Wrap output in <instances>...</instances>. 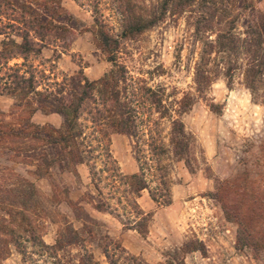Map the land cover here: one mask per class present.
<instances>
[{
  "label": "rangeland",
  "instance_id": "obj_1",
  "mask_svg": "<svg viewBox=\"0 0 264 264\" xmlns=\"http://www.w3.org/2000/svg\"><path fill=\"white\" fill-rule=\"evenodd\" d=\"M60 1L67 14L75 19L77 28L67 36L65 44L60 42L56 48L43 49L41 55L32 59L49 77L50 81L44 80L43 84L52 87L53 83L77 76L80 71L90 81L110 74L115 67L98 40V32L104 30L119 41L117 63L126 68L127 81L121 83L118 90L123 102H129L134 110L139 136L132 138L108 128V138L100 144L96 138H102V134L98 129L93 131L92 124L84 117L82 122L88 125L87 141L96 148L94 161L79 165L77 174L53 170L50 178L36 180V169L26 155L30 153L28 147L40 144L29 138L5 135V140L1 141L5 149L0 145V247H7L9 253L1 264H79L85 254L81 247L68 246L54 254L24 241L21 248H17L8 232L14 228L25 233L26 228L33 227L46 245L54 246L68 226L84 231L90 227L96 231L95 224L76 218L78 214L68 204L69 200L78 202L85 213L104 224L97 237L85 236L86 248L101 264H107L101 248L105 235L144 264L173 263L171 255L187 244L191 250L178 254L184 264H264L263 254L255 256L252 249L238 246V225L227 220L221 201L214 198L215 193L221 192L232 214L245 213L248 202L255 200L264 207V88L259 89L260 99L254 101L243 85L244 60L238 63L240 68L235 72L232 89L223 74L203 93L198 91L194 81L196 67L202 63L208 48L206 45L215 44L220 34L228 32L232 21H235L232 33L244 39L247 27L262 21L264 0H208L206 3L196 0L184 12L169 10L155 27L129 39L122 38L124 17L111 0ZM162 1L133 0V3L146 18ZM97 4L100 21L96 22L94 7ZM7 18L1 16L0 25L9 24ZM207 21L210 28H205ZM198 22L203 29L199 34ZM8 32V37L21 42L16 33ZM5 39L0 36V49ZM206 57L212 77L227 69L225 54ZM22 62L21 58L13 59L10 66ZM146 88L152 89L155 98L170 109L168 113L173 119H182L186 132L194 137L196 146L191 153L194 171L174 156L170 144L172 118L157 113L145 99ZM186 95L195 97L196 102L188 113L179 117ZM34 108L35 102L29 99L21 101L15 96H0V132L19 128L29 117L37 125L62 127L60 115L33 112ZM151 135L155 138L160 135L168 150L161 161L151 157ZM91 165L96 166L94 174ZM141 165L149 183V188L137 199L140 209L150 215L145 236L130 228L139 218L127 201L125 189L128 186L123 178L137 174ZM158 165L161 171L156 169ZM163 176L167 177L171 190L169 206L162 201L166 193L160 183ZM27 181L34 184L36 201L25 212L23 222L22 217L14 213L21 211L16 197L19 185L24 184L22 189H27ZM218 182L223 183L222 187L217 186ZM11 189L15 191L10 192ZM152 191L162 204L152 200ZM100 200L109 205L113 214L93 207ZM10 209L13 216L7 213ZM254 227L257 231L264 225ZM201 244L205 247L203 252Z\"/></svg>",
  "mask_w": 264,
  "mask_h": 264
},
{
  "label": "trees",
  "instance_id": "obj_2",
  "mask_svg": "<svg viewBox=\"0 0 264 264\" xmlns=\"http://www.w3.org/2000/svg\"><path fill=\"white\" fill-rule=\"evenodd\" d=\"M111 1L118 5V11L124 17L123 21L125 24L122 38L129 39L155 27L160 21L165 19L169 10L173 13L184 12L196 0H163L158 9L152 10L151 14L146 18L138 11L133 0ZM201 1L206 3L208 0ZM171 5L172 8L169 9ZM94 14H96V22L100 21L98 18L100 15L98 4L94 7ZM1 16L8 17L9 24L0 25V36L6 37L2 44L3 48L0 49V96H15L21 101L29 99L35 102L33 112L41 111L46 115L57 114L63 119L62 127L55 128L52 125H37L29 117L19 128L8 132H0V145L1 141L5 140L3 137L7 134L22 139L29 138V140L40 144L28 147L30 153L26 155L29 158V162L36 169V180L45 177L50 178L53 170H57L59 173L76 172L77 174L79 165H88L91 161H94L95 156L93 157V155L96 148L87 141L86 128L88 125L82 122L84 117L92 124L91 128L93 131L98 129L99 133L102 134V138H96L100 144L108 138V128L127 134L132 138H138L139 130L138 125H136L134 110L129 102H123L121 91L118 90V86L121 83L126 84L127 71L123 65L117 63L116 53L120 45L116 38H113L104 30L98 32L99 46L107 52L108 61L113 63L115 67L110 74L104 75L98 80L90 81L84 72L80 71L77 76L65 77L61 83H49L52 84V87H47L46 84H43V81H50L49 77L45 75L44 71L38 69L32 59L41 55L43 49L51 46L56 48L60 42L65 44L67 36L72 33V30L77 28L74 22L75 19L67 14L60 0H0ZM261 20L259 23L252 25V27H247V36L244 39L232 33L235 29V21H232L230 30L220 34L215 44L209 43L206 45L208 48L205 49V54L201 59L202 63H199L196 67L194 76L195 84L200 93L206 91L215 81V78L218 79L222 74L227 81V86L232 89L235 72L240 68L238 63L240 60H244L243 85L250 91L254 101L260 99L259 89L264 88V15H262ZM206 23L205 28H210V21ZM200 24L201 22H198L196 27L198 34L203 30ZM8 30L16 33L21 42H17L12 36L8 37ZM214 53L225 54L228 67L223 73L212 77L210 70L206 66L208 64L206 56ZM20 58L23 60L21 65L10 66V62L13 59ZM43 86L47 87V89H43ZM144 96L162 117L172 118L170 113H168L170 109L163 105L161 99L155 98L156 94L152 89L146 88ZM195 102V97L186 95L181 102L179 117L188 113ZM30 105L33 106V104ZM158 137L155 138L151 135L149 146L152 152L151 157L154 160L161 161L167 155L168 150L162 142V137L160 135ZM170 144L173 147L174 156L179 161H184L187 167L191 168V172L192 170L194 171L191 153L195 149L196 141L192 135L186 132L181 118H172ZM1 146L5 149L3 144ZM18 150H20V147H18ZM5 154L9 153L6 152ZM108 158L112 160L110 154ZM145 165L148 166L146 162ZM90 167L94 174L96 166L91 165ZM156 169L161 171L162 167L158 165ZM123 178L128 186L125 189V196L139 218V221L135 222L130 228L145 236L148 234L150 215L145 214L140 209L137 201L142 191L149 188L143 166L141 165L137 174ZM166 178V176H163L160 179V183L166 190V193L162 195L164 197V200H162L163 204L169 206L172 203V197ZM222 184V182H218L217 186L222 187ZM23 185H19L20 191L16 194V197L19 198L18 205L21 211L18 212L16 210L18 205L14 206L13 209L14 211L16 210L14 215H20L23 222H25V212L34 206L33 201H36V192L32 182L29 181L27 183V189H22ZM12 191L15 190L11 189L10 192ZM151 197L156 203L162 204L160 197L157 196L155 191L151 192ZM214 198L221 201L227 220L238 225V246L252 249L255 251V256L264 255V227L257 231L253 229L257 224L264 225V207L255 200L253 203L248 202V208L245 213L241 211L232 214L225 206L221 192L215 193ZM68 204L74 210L76 209L77 219L95 224L96 231L90 227L87 228L85 225H83L86 227L85 231L84 229L78 230L73 226H68L60 233L56 245L48 246L42 240L36 228L28 227L24 230L25 233L19 229L11 228V231L8 232L12 242L17 248H21L24 241L31 242L35 245H40L45 250L52 251L54 254L68 246H78L85 250V254L82 255L79 264H101L86 248L85 236L88 234L91 238L97 237L104 224L85 213L83 208L78 205V202L69 200ZM93 207L99 212L113 214L109 205L102 200ZM13 209L7 211L11 216H13ZM80 212L82 213L80 214ZM14 217L16 220V216ZM29 224L31 225V223ZM102 239L104 246L101 248L107 264H144L137 256L127 253L121 244L113 242L108 235H105ZM190 250L191 246L189 244L184 245L183 248L171 255L174 262H169L168 264H184L179 259L178 254L186 253ZM195 250L199 249L196 248ZM200 250L202 252L205 251L204 245H200ZM8 253L7 247H0V264L8 257Z\"/></svg>",
  "mask_w": 264,
  "mask_h": 264
},
{
  "label": "crops",
  "instance_id": "obj_3",
  "mask_svg": "<svg viewBox=\"0 0 264 264\" xmlns=\"http://www.w3.org/2000/svg\"><path fill=\"white\" fill-rule=\"evenodd\" d=\"M50 118V117H49Z\"/></svg>",
  "mask_w": 264,
  "mask_h": 264
}]
</instances>
